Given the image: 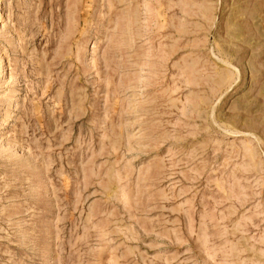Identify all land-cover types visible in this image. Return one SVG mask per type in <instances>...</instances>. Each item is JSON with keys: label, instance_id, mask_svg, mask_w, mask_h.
Here are the masks:
<instances>
[{"label": "rangeland", "instance_id": "obj_1", "mask_svg": "<svg viewBox=\"0 0 264 264\" xmlns=\"http://www.w3.org/2000/svg\"><path fill=\"white\" fill-rule=\"evenodd\" d=\"M0 264H264V0H0Z\"/></svg>", "mask_w": 264, "mask_h": 264}]
</instances>
